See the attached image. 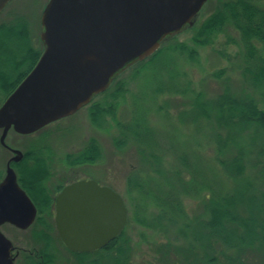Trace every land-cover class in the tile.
Masks as SVG:
<instances>
[{
	"label": "trees",
	"instance_id": "16d2710c",
	"mask_svg": "<svg viewBox=\"0 0 264 264\" xmlns=\"http://www.w3.org/2000/svg\"><path fill=\"white\" fill-rule=\"evenodd\" d=\"M261 1L217 0L211 13L189 29L192 32L190 42L195 47L211 46L220 34L228 30L238 35V42L231 41L241 50L245 63L243 79L251 87V92L236 93L228 78H224L221 93L215 98L205 99L202 94L196 95L192 103L195 109L193 120L210 125L215 145L214 159L224 178L235 183L243 181L245 189L258 188L257 194L246 195V190L229 194L218 188L217 182L215 185L210 183L212 188L205 183L203 175H194L192 171L187 182L181 179L180 173L170 171L176 181L165 180L167 193H154L150 189H153L150 186L153 173L164 176L169 171L162 170L161 156L150 151L154 134L146 117L142 115L129 123H121L116 118L118 100L127 92L124 83L113 81L112 88L103 93L108 99L104 103H94L88 109L90 123L95 128L106 129L111 126L110 123L116 127L118 135L113 139L115 149L133 145L138 150L139 170L127 174L125 192L134 200L139 196L141 200L148 201L151 209L156 210L154 213L147 212L148 204L141 208L137 204V223L168 234V242L157 250L158 264H264V7ZM5 40L13 41L15 51L1 48V42ZM32 43L27 19L15 16L11 22L0 24V59H6L5 65L0 61V104L38 60L42 47L36 48ZM171 53L185 55L190 61L197 56L195 48L177 42L160 47L137 66L141 65L139 70H142L145 61ZM137 75L138 72L134 74L135 77ZM223 75V69L214 73L216 79H221ZM41 134L46 135L45 132ZM52 155L47 145H32L23 153L20 162L11 163L18 185L37 210L31 227L44 228L45 233L39 237L45 239H49V230L54 227L53 221L49 223L53 197L44 185L51 175L46 168L51 166ZM101 158L98 142L90 138L81 150L67 154L62 162L68 168H75L94 165ZM186 159L183 156L182 164L188 169L190 165ZM3 174L4 170L0 169V180ZM250 176L257 177L258 181ZM191 193L199 198L205 197L203 210L207 219L187 220L180 195ZM179 237L183 243L175 245ZM130 250L129 239L123 229L102 249L89 253L67 251L78 264H130ZM19 254L20 264H51L50 256L40 250ZM91 255L97 258L90 259Z\"/></svg>",
	"mask_w": 264,
	"mask_h": 264
},
{
	"label": "rangeland",
	"instance_id": "374dc122",
	"mask_svg": "<svg viewBox=\"0 0 264 264\" xmlns=\"http://www.w3.org/2000/svg\"><path fill=\"white\" fill-rule=\"evenodd\" d=\"M47 1L10 0L0 16V24L11 22L15 16L27 19L30 23L32 44L40 48V16ZM216 4L217 0H208L195 23L207 17ZM261 4L264 7V0ZM191 36L192 32L188 28L168 42H163L160 47L177 42L185 43L195 48L197 56L194 61H190L185 55L164 54L153 61H145L142 64V70H139L141 65H135L117 76L114 82L124 83L127 92L118 100L116 118L121 123H129L132 119H140L144 115L148 126L153 130L154 139H152L150 151L161 156L162 170L169 171L164 173V176L153 173V180L150 184L153 189H150L154 193L168 192L165 180L171 179L175 182L176 177L172 175L173 172L180 173L181 179L187 182L191 176L190 171H192L194 175H203L208 185L212 183L215 185L217 182L218 188L229 194L246 190V195H255L260 189H245L243 181L235 183L224 178L214 159L215 145L210 125L201 120H193L195 109L192 103L196 95L202 94L205 99L215 98L221 93L224 78H228L236 93L251 92V87L243 79L245 63L241 50L236 43L231 41V39L237 41L238 35L228 30L225 34H220L211 46L205 47L193 46L190 42ZM1 46L2 49L10 51L16 49L11 40L2 41ZM256 46L259 48L258 44ZM5 60V57L0 59L4 65ZM222 69L224 75L221 79H216L214 73ZM136 72L138 75L135 77ZM112 85L108 89L112 88ZM158 88L161 90H157ZM103 93L94 97L74 116L48 125L33 136H18L9 131L5 143L21 153L28 151L32 145L38 147L47 145L50 148L53 154L51 166H53L54 180L50 181L47 187L52 194L56 191L54 188L57 178L63 181L61 184L80 178L92 179L118 193L127 209L128 221L124 230L131 248L130 264H158L157 250L168 242V234L164 235L155 229L137 223L135 221L137 204L139 208L148 204L147 212L154 213L156 210L151 209L152 205L148 201L141 200L139 196L134 200L131 196L129 198L125 192L127 174L130 171L139 170L138 150L133 145L121 150L113 147V139L118 135V130L113 124L110 123L111 126L106 129H97L90 123L88 109L92 104L104 103L108 99ZM42 132L46 135L41 134ZM39 135L47 137L43 140V145H38ZM90 138L96 139L100 146L102 154L100 161L94 165L68 168L62 162L64 156L81 150ZM183 156L187 158L190 170L184 168ZM10 158L11 153L0 145V169L4 170ZM250 178L258 181L255 176H250ZM211 187L213 188L212 185ZM202 197L199 198L193 193L180 195V202L188 221L195 218L207 219V213L203 210V203L206 201H204L205 197L204 199ZM51 221H53L52 218L49 219L50 224ZM0 230L19 252L40 250L50 256L51 264H78L59 241L54 227L49 230V239L39 237L46 231L40 226L22 231L5 225ZM177 240L175 245L183 243L180 237ZM89 258L97 257L91 255ZM18 260L20 264V254Z\"/></svg>",
	"mask_w": 264,
	"mask_h": 264
},
{
	"label": "water",
	"instance_id": "95a60500",
	"mask_svg": "<svg viewBox=\"0 0 264 264\" xmlns=\"http://www.w3.org/2000/svg\"><path fill=\"white\" fill-rule=\"evenodd\" d=\"M10 0H0V13ZM207 0H48L40 16L42 53L0 105V145L13 153L0 180V227L27 230L37 210L10 166L22 153L7 134L31 135L74 114L131 65L191 28ZM54 224L67 250L89 253L112 242L127 223L121 196L93 180L65 186L54 200ZM0 230V264H16Z\"/></svg>",
	"mask_w": 264,
	"mask_h": 264
},
{
	"label": "flooded vegetation",
	"instance_id": "af4514ba",
	"mask_svg": "<svg viewBox=\"0 0 264 264\" xmlns=\"http://www.w3.org/2000/svg\"><path fill=\"white\" fill-rule=\"evenodd\" d=\"M5 8H6V6H5ZM4 8V9H5ZM4 9L1 11V13H0V16H1V14L3 13V11H4ZM3 24V23H2ZM35 65V64H34ZM34 65H33V67H34ZM32 67V68H33ZM32 68L30 69V71L32 70ZM29 71V72H30ZM87 106V105H86ZM86 106H83V107H81L79 110H77L74 114H72V115H70V116H68V117H66V118H69V117H71V116H74L75 114H77L79 111H81L84 107H86ZM66 118H63V119H60V120H58V121H56V122H59V121H61V120H64V119H66ZM56 122H53V123H56ZM53 123H51V124H53ZM50 124V125H51ZM35 135V134H34ZM30 136H33V135H30ZM47 137H44V136H42V135H39V140H37V142H39L38 143V145H40V144H42V142H43V140H45ZM43 145V144H42ZM11 153V152H10ZM13 156V153H11V157ZM22 158H23V155H22ZM22 158L19 160V162L22 160ZM53 166H50V167H48V168H46V170H48L50 173H51V175L44 181V185H45V187L48 189V184L50 183V181H52V180H54V176H53V173H52V168ZM77 167H80V166H77ZM56 180V186H55V193L54 194H52V197H53V206H52V220H53V222H54V215H55V210H54V200H55V197H56V195L65 187V186H67V185H69V184H72V183H74V182H77V181H80V180H89V179H83V178H80V179H76L75 181H71V182H67V183H64V184H61L63 181H61V179L60 178H57V179H55ZM98 183V182H97ZM100 186H104V185H102V184H100V183H98ZM49 190V189H48ZM14 254L16 255V258H15V261L17 260V262L19 261L18 260V256H19V254H18V251H14Z\"/></svg>",
	"mask_w": 264,
	"mask_h": 264
}]
</instances>
